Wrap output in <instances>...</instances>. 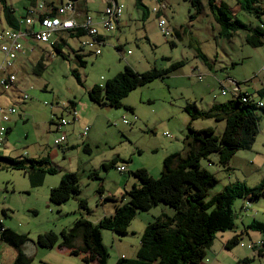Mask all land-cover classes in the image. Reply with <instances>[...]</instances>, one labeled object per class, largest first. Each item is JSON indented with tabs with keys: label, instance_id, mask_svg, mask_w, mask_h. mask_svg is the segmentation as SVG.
I'll list each match as a JSON object with an SVG mask.
<instances>
[{
	"label": "rangeland",
	"instance_id": "1",
	"mask_svg": "<svg viewBox=\"0 0 264 264\" xmlns=\"http://www.w3.org/2000/svg\"><path fill=\"white\" fill-rule=\"evenodd\" d=\"M144 1L152 10L157 5L154 0ZM134 2L135 0H119L124 7L121 19L128 26H120L119 19L112 21L113 29L107 31L109 39L99 46L100 55L81 44L84 38L69 39L70 47H65V58L57 55L51 46H47L45 48L51 49L50 53L55 56L49 58L50 53L47 54L45 68L40 73L35 74L32 64L19 58L20 61L16 63L19 77L17 87L7 91L0 89L1 104L13 106L17 115L27 118L26 122L18 121L16 125H12L10 144L17 148L14 155L25 154L29 159L49 158L51 166L57 170V174L48 173L41 185L33 187L25 171L0 168V224L29 237L30 241L23 248L28 257L32 258L31 264H86L58 246L53 249L38 246V235L50 231L59 234L63 229H69L82 215H87L91 222L97 224L105 216L114 214L115 206L129 201L126 192L141 185L133 174L138 169L150 170L152 177L159 178L165 154L169 150H175L173 145L178 140L180 145L189 132V125L185 127L184 112L189 98V103L194 105L196 102L200 106H206L210 101L226 102L232 98V92L225 85L229 93L222 95L219 82L227 77L240 82L243 89L251 92L264 89V46L248 45L244 31L238 32L231 39L226 38L222 36L219 25L208 14V10L192 19L195 12L189 2L166 0L162 19L181 33V40H177V45L172 47L170 42L176 39L172 36L165 37L161 33L158 17L154 12L143 22L142 12L135 8ZM29 3L30 0H7V4L17 14H22ZM55 4L60 6V0H55ZM230 6L234 16L245 24L256 27L264 23V15L262 21H259L241 11L233 2ZM103 8L101 0H94L90 4L89 16L97 20V13ZM1 28H8L3 16H0V30ZM52 39L56 37L53 36ZM119 46L124 49L127 59L134 57L141 61L145 66L141 72L152 67L168 68L171 62L167 58L184 61L186 64L165 80H155L131 91L122 101V108L99 106L90 100L88 90L96 84H105L124 70L126 60L122 52L117 50ZM40 51L37 48L33 54L39 55ZM77 54L82 55L81 59ZM201 54L211 63L214 73H210L203 65ZM1 59L0 54V61ZM36 61L33 58V62ZM196 65L199 66V71L194 70ZM74 70L79 72L83 84L74 76ZM199 73L204 74L203 81L196 77ZM226 81L231 80L227 78ZM24 93L27 99L24 98ZM215 94H218L216 99ZM260 102L264 106V97L260 98ZM72 103L76 104L81 119L76 124H73L75 122L70 113L73 110ZM127 105L133 108V112L125 108ZM256 114L259 117V131L251 149L236 152L227 166L219 163L217 153L201 161L202 167L218 180L217 185L210 189L211 196L236 182L255 187L264 181V108H258ZM134 116L138 120L132 121ZM53 117L72 122L63 129L69 134V147L64 145L60 148L54 144L61 133L54 125L51 128L50 119ZM124 118L131 123L125 124ZM191 122L192 129L211 128L218 137L222 136L226 127L225 121L215 119ZM10 123L11 121L4 123V126L7 128ZM86 126L90 130L87 136L82 137L80 133ZM86 144H89L91 153L85 151ZM2 148L4 146L0 147V152ZM114 159L118 160L116 165L106 168L105 165H109ZM121 166H125L127 171L119 172L118 167ZM70 171L77 173L81 193L65 204L55 205L50 202L49 192ZM100 189H103L102 195L105 198L112 195L118 201L105 200L104 203L107 204L103 208L96 206L95 197L99 196ZM79 199L87 201L89 212L79 207ZM244 200L246 199H237L233 205L236 224L234 230L221 232L216 236L201 264H243L245 258L253 259L249 264H264V256H258L253 248L256 243V246H264V234L252 230H249L252 233L250 235L242 233L244 226L240 211ZM247 201L251 206L246 205L245 209L253 211L247 212L264 222V197ZM164 212L169 216L175 214L173 208L159 204L148 212L138 213L127 235L103 231V244L109 253L107 263L115 264L123 254L134 258L144 228ZM235 235H242L240 245L234 251L226 250L223 244ZM74 243L76 246L83 245L81 235ZM10 251L13 255L15 250L11 248ZM235 256L239 257L241 263L236 262Z\"/></svg>",
	"mask_w": 264,
	"mask_h": 264
},
{
	"label": "trees",
	"instance_id": "2",
	"mask_svg": "<svg viewBox=\"0 0 264 264\" xmlns=\"http://www.w3.org/2000/svg\"><path fill=\"white\" fill-rule=\"evenodd\" d=\"M184 1L189 2L195 12L191 16L192 19L208 10L219 25L222 36L231 39L238 32L244 31L248 45L252 47L264 46V23L262 22L256 27L245 24L234 16L232 7L226 1ZM231 1L238 4L241 11L262 21L264 15L262 0ZM158 2L163 3V0H158ZM0 6L8 25V28L1 29L0 33L7 30L10 32L21 31L18 29L20 24L15 17V10L7 4V0H0ZM136 8L142 11L143 21H145L148 18V7L143 3V0H136ZM29 10L30 7L24 8V14L20 19L21 23L24 24L23 21ZM66 33H69L71 38H81L85 35L82 29L66 31ZM100 36L104 40L101 34ZM51 47L57 55L66 57L60 50V43L53 42ZM0 53L4 60V55L1 51ZM201 56L204 62L208 63V59L202 54ZM77 57L81 59V55L77 54ZM167 60L170 61V59ZM80 62L82 65L84 64L82 60ZM184 65V61H178L173 62L166 69L154 67L141 73L131 66L125 65L122 72L107 80L105 84H96L90 88L88 95L90 100L99 106L119 109L124 107L122 101L131 91L155 80H164ZM42 68L43 65L40 63L38 72ZM73 74L78 82L83 84L79 72L74 70ZM263 97L264 89L255 94L241 93L238 97L216 104L207 111L199 110L195 104H188L185 111L191 120L225 121L226 127L222 136H216L211 128L194 130L191 125L188 126L189 132L184 137L183 150L172 153L164 159L159 178L152 177L144 168L133 172L141 185L134 186L126 192L129 201L116 206L114 214L105 216L97 224L81 217L69 229H63L59 234L50 231L38 235L36 243L46 249H53L56 246L63 248L70 255L81 257L82 261L87 264L93 261H97L98 264H107L109 253L103 244V231L108 230L120 235H127L128 229L138 213L148 212L153 207L164 204L173 208L175 214L169 216L164 212L158 216L145 229L136 256L134 258L120 257L115 264H201L206 258L207 249L212 246L216 236L221 232L234 230L236 227L233 209L235 201L240 198L252 201L264 197V181L255 187L236 182L226 186L222 192L211 196L210 189L217 185L218 180L214 174L202 167L201 161L208 159L211 154L217 153L219 163L227 166L236 152L252 148L259 131V117L256 110L264 108V106H259L260 98ZM73 105L75 103H72ZM125 108L133 112V108L127 106ZM84 149L91 153V148L88 145ZM117 162L118 160L114 159L105 167L114 166ZM0 168L25 171L30 177L33 187L41 185L48 173L57 174V170L51 166L49 158L29 159L26 155L21 159L0 155ZM80 193L77 173H67L62 176L60 184L51 190L49 199L55 205H62ZM99 193L102 195L103 189H100ZM105 200L118 201L110 196H107ZM78 201L79 207L89 212L87 201L85 199ZM246 205L251 206L248 202ZM247 230L264 234V223L254 219L246 227ZM80 235L83 245L78 247L74 241ZM0 238L18 252L12 264L32 263L31 258L22 251V247L30 241L27 235L0 224ZM241 239L242 235H235L224 244L225 249L233 250L240 245ZM258 250L261 248L256 251ZM257 253L259 256H264L261 251ZM252 260L245 258L242 263L249 264Z\"/></svg>",
	"mask_w": 264,
	"mask_h": 264
},
{
	"label": "built area",
	"instance_id": "3",
	"mask_svg": "<svg viewBox=\"0 0 264 264\" xmlns=\"http://www.w3.org/2000/svg\"><path fill=\"white\" fill-rule=\"evenodd\" d=\"M160 8H156L154 12H158ZM75 4L74 0H66L65 3H62L60 6H55L54 4H48L45 2L37 3V5H32L30 7L29 13L26 19L23 21L27 27H33L38 21L40 25V30L33 31L29 33L27 31H19V32H10L5 31L4 33H0V51L4 55V60H2L0 64V89L5 91L10 88L15 87L18 77L13 73V69L15 67V62L19 58V56L24 55L26 53V49L24 47V39L27 36H32L34 40L39 43H51V37L54 33L58 32H66V31H76L78 29H82L85 32L84 39L82 42L83 46L89 47L96 55H100L101 51L99 50V46L103 44V40L100 36L99 27L104 28L106 31H110L113 29L112 21L115 19H121L124 7L120 5L116 0H108V6L104 10V17L100 22H96L90 16H85V18L81 22H77L72 18H67L66 15L75 13ZM159 29L161 33L170 38L173 36L174 31L171 26L166 23L164 19H159L158 22ZM53 44V42L51 43ZM54 57L53 53L49 54V57ZM264 72V68L262 69ZM199 80L203 79V75L197 76ZM234 86L231 90L233 96L236 98L239 96L240 90L237 83L230 81ZM229 92L226 88L222 86V95H227ZM216 96H214L215 98ZM24 98L27 99L26 94H24ZM216 99V98H215ZM244 101L246 99L244 98ZM64 106V105H63ZM259 106L263 107L262 102H259ZM66 107V106H64ZM15 113L14 108H5L0 105V121L7 123L10 122V116ZM73 116L74 121H79L80 118L75 109L70 112ZM138 120V117L134 116L132 121ZM124 123L128 125L131 123L130 120L124 118ZM52 123L56 127V130L61 133L59 137H57L54 141L56 147H61L66 144L67 137L63 132L64 127L69 125L71 121H67L64 118H52ZM8 132V128L5 126L0 127V147H3L6 141V135ZM89 127H84L81 136L85 137L88 135ZM169 136V135H168ZM119 172H126L127 169L125 166L118 167ZM0 264H2L0 260Z\"/></svg>",
	"mask_w": 264,
	"mask_h": 264
},
{
	"label": "crops",
	"instance_id": "4",
	"mask_svg": "<svg viewBox=\"0 0 264 264\" xmlns=\"http://www.w3.org/2000/svg\"><path fill=\"white\" fill-rule=\"evenodd\" d=\"M102 1V4L104 5V8L100 11V12H98L97 13V17H95L97 20H96V22L98 21V22H100L102 19H103V17H104V10H105V8L108 6V0H101ZM118 3H119V0H116ZM153 1V0H152ZM155 2H157V5H155L154 7H153V10H152V8H150L148 5H146L145 4V1L143 0V3L148 7V18H147V20L149 19V17L151 16V14H152V12H154L155 11V9H156V7L157 8H160L159 9V11L158 12H154V14L158 17V20L159 19H162V15H163V12H164V9L166 8V5H165V1L166 0H163V3H159L158 2V0H154ZM153 1V2H154ZM224 1H226L227 3H229L230 5H231V2H233L234 4H236L234 1H231V0H224ZM41 2H45V3H48V4H54L55 6H57L56 4H55V0H30V3H29V5H27V6H25V7H31V5L33 4V5H37V3L39 4V3H41ZM60 2H61V4L62 3H65L66 2V0H60ZM94 2V0H74V4H75V8H76V10H75V13L74 14H68V15H66V17L67 18H72V19H74V20H76L77 22H81L84 18H85V16H89V13H90V4L91 3H93ZM262 3H263V6H264V0H262ZM120 4V3H119ZM120 5H123V4H120ZM237 6H238V4H236ZM134 6H135V8H136V0H135V2H134ZM1 7V6H0ZM137 9V8H136ZM138 10V9H137ZM139 11H141V10H139ZM207 11V10H206ZM142 12V11H141ZM205 12V11H204ZM204 12H203V14H204ZM23 14H24V12L22 13V14H17L16 13V11H15V17H16V19L19 21V28L18 29H20V30H22V31H27V32H29V33H32L34 30L35 31H38V30H40V25H39V23H38V21H36V23H35V25L33 26V27H27L25 24H23V23H21L20 22V19H21V17L23 16ZM208 14L211 16V14L209 13V11H208ZM0 16H3V12H2V8H0ZM4 17V16H3ZM122 18V17H121ZM211 18H213L212 16H211ZM141 19H142V21H143V13H142V17H141ZM5 20V19H4ZM121 21H119L120 22V26H128V23L126 24H124V21H123V19H120ZM214 20V19H213ZM146 21V20H145ZM145 21H143V22H145ZM251 27H253L252 25H250ZM172 28V27H171ZM1 29H3V28H1ZM144 31L146 32V26L144 25ZM99 32H100V34L103 36V41L105 42V41H107L108 39H109V33L104 29V28H102V27H99ZM173 31H174V34H173V36H172V38H174V39H176V40H172L170 43H171V46L172 47H175L176 45H177V40L178 41H180L181 40V33L179 32V31H177V30H174L173 29ZM219 31H220V29H219ZM53 36H55L56 37V39H52L53 38ZM147 39H148V41H149V43L151 42L150 41V39L148 38V34H146V36H145ZM83 37H81V38H79V39H82ZM69 39H72L71 37H70V35H69V33H60V32H58V33H54L53 35H52V37H51V43L52 42H56V43H60V50L62 51V53L67 57V55L64 53V51H65V47H70V43H69ZM24 47H25V49H26V53L24 54V55H21V56H19V58H20V60L21 59H24V60H28V62H30L31 64H32V71L35 73V74H37V73H40V72H38V65L41 63L42 65H43V68L42 69H44L45 68V60H47V54H49L50 52H51V49H46L45 47H47V46H51V43L49 44V43H39V42H37L36 40H34L33 39V37L32 36H27L24 40ZM64 41V42H63ZM82 42L83 41H81V44H82ZM103 42V43H104ZM37 48H39L41 51H40V53H39V55H36V54H33V52L35 51V49H37ZM52 48V50H54L53 49V47H51ZM75 52H76V50H74ZM119 51L120 52H122V55H123V58L126 60V65H129V66H131L132 68H134L137 72H141V71H143L142 69H145V66L144 65H142V63H141V61L139 60V59H137V58H134V57H129L128 59L126 58V55H125V51H124V49H122L121 48V46H119ZM31 52V53H30ZM77 53V52H76ZM1 54V53H0ZM130 54V51H128L127 52V55H129ZM81 55V54H80ZM55 56V55H54ZM82 56V55H81ZM195 56H198V55H195ZM19 58H18V60H19ZM33 58H34V60H37L35 63L33 62ZM49 58H53V57H49ZM201 58H202V56H201ZM167 59H170V62H171V64L173 63V62H178V61H172L171 60V58H167ZM17 60V61H18ZM19 60V61H20ZM1 61H2V59H1ZM0 61V64L2 63ZM34 64H33V63ZM156 62V61H155ZM17 63V62H16ZM16 63H15V67H14V69H13V73L14 74H16L17 75V77H18V71L16 70ZM170 64V65H171ZM186 64V63H185ZM203 65L205 66V67H207L208 68V70L210 71V73L212 72V73H214L213 72V69H212V65H211V63H205L204 61H203ZM185 66V65H184ZM183 66V67H184ZM152 68H154V67H152ZM152 68H150V69H152ZM199 69V66L198 65H196L195 67H194V70L196 71V70H198ZM179 70V69H178ZM144 71H148V70H144ZM177 71V70H176ZM199 71V70H198ZM198 75H203V79H202V81L204 80V74H202V73H199ZM198 75H196V77L198 76ZM214 76L215 77H217L215 74H214ZM169 78V77H168ZM198 78V77H197ZM229 80H231V81H233V82H235V83H237V85L239 86V90H240V93H248V94H255L256 92H251L250 90L248 91L247 89H243L241 86H240V82H237V81H235V80H233V79H231L230 77H227ZM226 78V79H227ZM18 79V83H19V77L17 78ZM167 79V78H166ZM226 79L225 80H222V81H220L219 82V84H220V86H221V88H222V86L225 88V85L227 86V87H229V90L231 91L233 88H232V83L230 82V81H226ZM165 80V79H164ZM199 81H201V80H199ZM17 83V84H18ZM100 85H103V84H100ZM17 87V86H16ZM15 87V88H16ZM259 89H256L255 91H258ZM221 91H222V89H221ZM25 94V93H24ZM216 95H218V94H215L214 96H216ZM228 95V94H227ZM234 96H233V94H232V98H230L229 100H232V99H234L233 98ZM0 99H1V97H0ZM229 100H227V101H229ZM187 101H191V99L189 98ZM210 101V100H209ZM226 101V102H227ZM189 102H187V104L184 106V112H185V114H186V119H185V127H187L188 125L190 126V125H192L193 123L191 122V118H190V116H189V114L185 111V107L188 105V104H191V103H189ZM2 102L0 101V105H2V106H4L5 108H12L13 106H11V107H9V106H7V105H5V104H1ZM219 103H224V102H214V101H210V102H207V104H206V106H200L199 104H197L196 102H194V104L196 105V107L199 109V110H204V111H207V110H210L214 105H216V104H219ZM127 107H128V105H127ZM73 109H75L76 110V104L75 105H73ZM77 111V110H76ZM19 113H21V112H19ZM78 113V112H77ZM78 116H79V113H78ZM80 118V117H79ZM51 120V123H52V119H50ZM10 121H11V123L9 124V126L7 127V128H9L8 129V132H7V135H6V141H5V143H4V149L0 152V155L1 156H6V157H9V158H16V159H21V157L23 156L22 154H15L14 155V153H17V148H15V147H13L11 144H10V136H11V133H12V131H13V128H12V125L14 126V125H16L17 124V122L18 121H23V122H26L27 121V118H26V116H22L21 114H18L17 115V113L15 112L14 114H12L11 116H10ZM73 121H74V119H73ZM81 121V119L79 120V121H74L75 123H73V124H76V122H80ZM193 121V120H192ZM50 123V126H51V128H52V125L53 124H51ZM190 123H192V124H190ZM70 124H72V122L70 123ZM195 124V123H194ZM1 126H4V122H2V121H0V127ZM86 127H89V126H86ZM188 128V127H187ZM207 129V128H206ZM89 130H90V127H89ZM199 130H204V128L203 129H199ZM67 132V131H66ZM66 132H64L65 134H66V137H67V141H66V144H65V147H69V143H70V140H69V134L67 135V133ZM80 135H81V133H80ZM186 136V135H185ZM177 143H178V145H177ZM86 145H89V144H86ZM173 147L175 148V150H169L166 154H165V157H167V156H169L170 154H172V153H175V152H181L182 150H183V141H181V144L179 145V140H178V142H176V145L174 144L173 145ZM24 156H25V154H24ZM26 157H27V155H26ZM30 159H35V158H30ZM39 159H41V158H39ZM149 173H150V170L148 171ZM69 173H76V172H72V171H70ZM48 176V175H47ZM154 176V175H153ZM44 180H46V177H45V179ZM52 190V189H51ZM50 190V191H51ZM49 194H50V192H49ZM110 197H113L114 198V196H112V195H109ZM97 197H99V199L97 198ZM97 197H95V205L96 206H98V207H101V208H103L107 203H104L105 202V197L103 196V195H101V194H99V196H97ZM96 199H98V200H96ZM247 200V199H246ZM246 200H244L243 202H242V204H241V211H240V213H241V219H242V224H243V226H244V231L242 232V233H244L245 232V234H247V235H250V234H252L251 233V231H249V230H247L246 231V227L247 226H249L250 224H251V222L254 220V219H256V220H258L257 218H256V216L254 215V214H249V212H247V210L249 211L250 209H245V206H246V203L248 202H246ZM63 207V206H62ZM116 207V206H115ZM164 211V210H163ZM251 212H253L252 210H250ZM166 213V212H165ZM244 213H246V214H244ZM110 215H112V214H110ZM80 217H84V218H87L88 220H90V218L87 216V215H82V216H80ZM249 218H252L253 220L252 221H249L248 219ZM91 221V220H90ZM262 222V221H261ZM150 223V222H149ZM264 223V222H263ZM5 227V226H4ZM6 228H8V227H6ZM144 230H145V228H144ZM233 237V236H232ZM229 239H231V237H229L228 238V240ZM227 240V241H228ZM226 243V242H225ZM224 243V244H225ZM224 244H223V247H224ZM256 245H258V243H256ZM256 245H254V249H255V253L258 255V253L257 252H259V251H261V253H263V255H264V246L263 247H259V246H256ZM139 246H140V244L138 245V247L136 248V252H137V250H138V248H139ZM79 247V246H78ZM11 248H13L15 251H14V253H13V255H11V251H10V249ZM225 248V247H224ZM258 248H261V250H258V251H256ZM22 251H23V253L28 257V255L24 252V248L22 247ZM65 251V253H67V254H69V252L67 251V250H64ZM233 251H234V249H233ZM135 252V253H136ZM17 254H18V252H17V250L14 248V247H12V246H10L8 243H5V242H3L2 240H1V238H0V260H1V262H2V264H12L13 262H14V260H15V258H16V256H17ZM259 256V255H258ZM77 257V256H76ZM120 257H126V258H132L131 256H125L124 254L123 255H121ZM77 258H79L81 261H82V258L81 257H77ZM235 259H236V262H238V263H240V260H239V257L238 256H235ZM31 260H32V258H31ZM83 262V261H82ZM84 263V262H83ZM116 263V262H115ZM87 264V263H86ZM89 264H98V262L97 261H93V262H91V263H89ZM108 264V263H107Z\"/></svg>",
	"mask_w": 264,
	"mask_h": 264
}]
</instances>
